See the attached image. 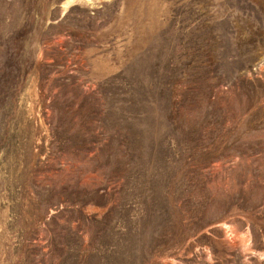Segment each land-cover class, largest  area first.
<instances>
[{
  "label": "rangeland",
  "instance_id": "374dc122",
  "mask_svg": "<svg viewBox=\"0 0 264 264\" xmlns=\"http://www.w3.org/2000/svg\"><path fill=\"white\" fill-rule=\"evenodd\" d=\"M0 264H264V0H0Z\"/></svg>",
  "mask_w": 264,
  "mask_h": 264
},
{
  "label": "bare ground",
  "instance_id": "6f19581e",
  "mask_svg": "<svg viewBox=\"0 0 264 264\" xmlns=\"http://www.w3.org/2000/svg\"><path fill=\"white\" fill-rule=\"evenodd\" d=\"M230 242H233V244H236V241H235V240H233V241H230ZM242 242H243V240H242Z\"/></svg>",
  "mask_w": 264,
  "mask_h": 264
}]
</instances>
